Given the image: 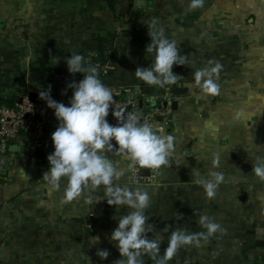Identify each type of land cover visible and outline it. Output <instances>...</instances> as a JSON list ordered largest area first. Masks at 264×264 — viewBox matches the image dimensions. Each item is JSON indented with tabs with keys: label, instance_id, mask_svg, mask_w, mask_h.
<instances>
[{
	"label": "crops",
	"instance_id": "0c3cea01",
	"mask_svg": "<svg viewBox=\"0 0 264 264\" xmlns=\"http://www.w3.org/2000/svg\"><path fill=\"white\" fill-rule=\"evenodd\" d=\"M160 29L187 58V64L173 65L176 82L164 88L134 74L137 67L151 66L154 54L145 49L149 33ZM70 53L98 66L107 87L172 96L169 123L162 129L173 136L175 150L169 163L156 169L153 183L132 180L126 154L105 152L125 173L114 183L149 194L145 212L154 230L148 235L163 238L161 255L173 229L205 231L197 222L200 214L221 225L223 231L199 247H180L168 264H264V241L240 245L239 252L233 199L237 183L259 182L252 161L264 156V0H203L192 10L188 0H0V107L24 96L33 100L46 87L49 94L72 93L67 85L83 74L68 71ZM209 61L222 66L215 96L193 86L195 71ZM57 126L47 128L34 157L24 156L17 144L0 154V264H113L121 258L109 237L115 217L129 209L102 200L103 185L65 201L63 181L50 190L42 177ZM194 169L202 176L209 169L223 173L213 198L195 183ZM88 197L100 201L92 205ZM250 230L263 235L264 220L252 221ZM100 249L108 251L107 258L97 255ZM142 259L155 264L147 254Z\"/></svg>",
	"mask_w": 264,
	"mask_h": 264
},
{
	"label": "clouds",
	"instance_id": "9594fccd",
	"mask_svg": "<svg viewBox=\"0 0 264 264\" xmlns=\"http://www.w3.org/2000/svg\"><path fill=\"white\" fill-rule=\"evenodd\" d=\"M203 0H188L190 10L200 7ZM150 42L145 51L154 54L151 66L137 67L135 77L146 85L164 88L174 84L177 74L172 71L173 65L187 64L185 55L180 54L177 41L169 40L163 30L149 33ZM70 73H82L78 82L67 85L72 89L69 102H57L50 96V87L40 91L39 95L54 110L58 126L51 134L54 151L47 156L49 168L43 179L50 190H57L63 181V199L72 201L80 197L86 189L95 190L101 185L105 189L107 204L118 208L129 209L115 217L117 226L110 233V241L118 249L120 259L113 264H144L142 256L147 254L155 264H168L177 250L186 245L200 246L218 231H223L220 224L207 214L198 216V224L205 231L191 233L173 229L168 236L167 246L160 254L161 238H149L148 233L154 227L148 223L149 216L145 210L150 197L140 187L119 185L114 181L124 176V170L118 169L113 161L105 155L106 151L115 149L128 156L133 165L140 168L159 169L169 163L175 150L174 138L164 132L159 125L152 126L142 122L138 113L125 114L124 110L111 111L116 123H109L107 117L113 105L112 91L98 78V66L87 64L79 53H70L65 57ZM219 62L209 61L208 66L199 68L194 73V87L204 95L215 96L219 92L216 80L221 69ZM115 142V145L113 144ZM216 161H213V165ZM251 171L264 181V156H256L252 161ZM195 183L201 185L206 198L216 195L219 184L224 180L222 172L209 169L206 176L198 170L192 171ZM93 205L100 200L88 197ZM168 226H165L167 231ZM98 237L96 240L98 241ZM101 259L109 255L106 249L97 251Z\"/></svg>",
	"mask_w": 264,
	"mask_h": 264
},
{
	"label": "built area",
	"instance_id": "2783aa9c",
	"mask_svg": "<svg viewBox=\"0 0 264 264\" xmlns=\"http://www.w3.org/2000/svg\"><path fill=\"white\" fill-rule=\"evenodd\" d=\"M108 88L114 95L113 105L107 117L109 123H116L111 111L123 109L125 114L138 113L142 122H147L152 126L159 125L162 128L168 125V115L171 110L167 102L172 97L170 94H154L151 96L138 93L137 95H131L122 88ZM39 92H35L33 100L24 96L20 101H12L11 105L0 107V154L9 152V147L12 144H17L23 146L21 148L24 156L34 157L36 150L42 148L45 143L44 137L47 128L53 123H58L54 116V110L47 106L46 101L40 97ZM71 94L66 93L63 89L56 94H50V96L57 102H63L67 105ZM113 144L115 145L114 141ZM45 151L47 152L45 153L46 158L54 151V148ZM131 175L133 181L149 184L156 179V169H150L149 174L143 177L139 172V166L133 165Z\"/></svg>",
	"mask_w": 264,
	"mask_h": 264
},
{
	"label": "trees",
	"instance_id": "16d2710c",
	"mask_svg": "<svg viewBox=\"0 0 264 264\" xmlns=\"http://www.w3.org/2000/svg\"><path fill=\"white\" fill-rule=\"evenodd\" d=\"M253 179H257L259 182L237 183L234 192V209L238 217L234 230V240L239 252L242 251L239 248L240 245L250 244L251 241H264V234L257 235L250 230L252 221L264 220V181L261 182L255 174H253Z\"/></svg>",
	"mask_w": 264,
	"mask_h": 264
},
{
	"label": "water",
	"instance_id": "95a60500",
	"mask_svg": "<svg viewBox=\"0 0 264 264\" xmlns=\"http://www.w3.org/2000/svg\"><path fill=\"white\" fill-rule=\"evenodd\" d=\"M172 92H174V93H181L182 91L180 89H175ZM175 106H176V102H173V107H175ZM113 150H115V149H113ZM36 154H38L39 156H42V151L41 150H38ZM149 170L150 169L140 168L139 167V172H140L141 176H143V177H145V176H147L149 174Z\"/></svg>",
	"mask_w": 264,
	"mask_h": 264
}]
</instances>
